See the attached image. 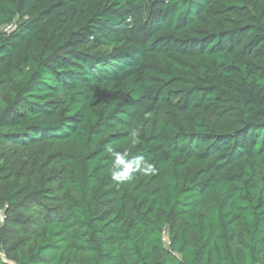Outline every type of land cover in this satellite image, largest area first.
Masks as SVG:
<instances>
[{
	"label": "trees",
	"instance_id": "1",
	"mask_svg": "<svg viewBox=\"0 0 264 264\" xmlns=\"http://www.w3.org/2000/svg\"><path fill=\"white\" fill-rule=\"evenodd\" d=\"M0 212V264H264V0H0Z\"/></svg>",
	"mask_w": 264,
	"mask_h": 264
},
{
	"label": "clouds",
	"instance_id": "2",
	"mask_svg": "<svg viewBox=\"0 0 264 264\" xmlns=\"http://www.w3.org/2000/svg\"><path fill=\"white\" fill-rule=\"evenodd\" d=\"M109 153L114 157L113 168L117 169L112 172L113 179L119 181L122 179H132V175L137 171H151V165L142 164V157L137 158L135 161H129L128 152H116L114 149L109 147L107 149Z\"/></svg>",
	"mask_w": 264,
	"mask_h": 264
},
{
	"label": "rangeland",
	"instance_id": "3",
	"mask_svg": "<svg viewBox=\"0 0 264 264\" xmlns=\"http://www.w3.org/2000/svg\"><path fill=\"white\" fill-rule=\"evenodd\" d=\"M12 29H13V26L5 27L3 29V32L9 33L10 31H12ZM22 154H23L25 159H29V160H31L35 155H37L34 151L23 152ZM4 260H6V259H4Z\"/></svg>",
	"mask_w": 264,
	"mask_h": 264
},
{
	"label": "built area",
	"instance_id": "4",
	"mask_svg": "<svg viewBox=\"0 0 264 264\" xmlns=\"http://www.w3.org/2000/svg\"><path fill=\"white\" fill-rule=\"evenodd\" d=\"M0 221H3V216H2V213L1 212H0ZM7 264H14V263L7 262Z\"/></svg>",
	"mask_w": 264,
	"mask_h": 264
}]
</instances>
